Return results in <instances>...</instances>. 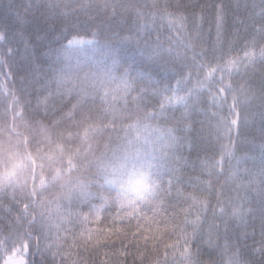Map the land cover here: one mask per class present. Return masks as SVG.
Listing matches in <instances>:
<instances>
[{"label": "snow or ice", "instance_id": "snow-or-ice-1", "mask_svg": "<svg viewBox=\"0 0 264 264\" xmlns=\"http://www.w3.org/2000/svg\"><path fill=\"white\" fill-rule=\"evenodd\" d=\"M0 264H264V0H0Z\"/></svg>", "mask_w": 264, "mask_h": 264}, {"label": "trees", "instance_id": "trees-1", "mask_svg": "<svg viewBox=\"0 0 264 264\" xmlns=\"http://www.w3.org/2000/svg\"><path fill=\"white\" fill-rule=\"evenodd\" d=\"M161 75H163V73H161ZM190 170V169H189ZM38 259V258H37Z\"/></svg>", "mask_w": 264, "mask_h": 264}]
</instances>
